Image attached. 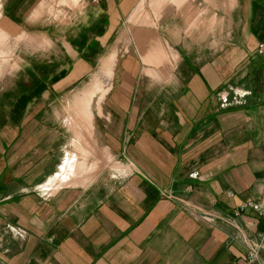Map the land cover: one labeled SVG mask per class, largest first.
<instances>
[{"label":"crops","instance_id":"crops-1","mask_svg":"<svg viewBox=\"0 0 264 264\" xmlns=\"http://www.w3.org/2000/svg\"><path fill=\"white\" fill-rule=\"evenodd\" d=\"M40 1L0 0V18L8 28L30 26ZM105 1V15L86 29L90 38L61 41L66 54L42 63L51 70L46 77L35 76L33 87L11 102L0 98L7 109L0 118V264H242L248 243L264 234V216L250 209L233 214L246 200L264 197V53L258 52L264 5L249 0L262 24L255 19L247 28L241 71L232 72L230 61L194 64L186 55L185 71L174 80L168 72L176 56L154 32L136 33L144 76L165 84L168 102L140 109L144 93L133 94L141 81L131 56L104 114L111 56L80 97L83 104L97 97L96 116L72 112L65 131L47 129L42 122L54 117L43 120L42 108L88 76L93 56L103 53L106 27L117 21L109 13L116 3ZM164 1L154 0L155 11ZM118 4L127 14L130 0ZM142 9L138 4L128 20L149 24ZM153 111L155 121L144 122ZM101 118L109 125L96 122ZM57 176L64 186L50 188ZM163 189L173 197L161 195ZM259 255L256 264H264V242Z\"/></svg>","mask_w":264,"mask_h":264},{"label":"rangeland","instance_id":"rangeland-1","mask_svg":"<svg viewBox=\"0 0 264 264\" xmlns=\"http://www.w3.org/2000/svg\"><path fill=\"white\" fill-rule=\"evenodd\" d=\"M113 1L116 5L109 13L111 19L117 17V21H111L106 27L107 33H105L109 38L102 50V55L92 58L94 70L75 86L63 89L60 94L56 95L57 101L54 104L42 108L40 114L43 120L54 117L53 120L42 122L45 128L65 131L67 128L63 124L64 117L69 120L72 112L92 111V116H96L97 97L93 96L92 104H83L80 97L87 94V89L84 87L91 83L92 78L100 74L103 61L105 58L110 60L111 56L115 59L112 66L114 71L109 83L106 84L109 89L104 95L105 99L101 102V110L104 114L109 109L106 103L108 98L119 94V84L122 83V77L126 76L122 64L126 58L131 56H134L133 66H139L136 76L141 81L135 86L133 94L139 96V92L144 93L140 101V109H158L165 101L168 102L166 90L161 89V86L165 84L160 81L151 83L149 80L155 78L144 76L143 66L145 64L141 63L136 54L138 52L136 51L138 43V38H135L136 33L154 32L160 47L176 56L174 66L168 72V75H173L174 80L175 74L185 71L182 65H184L183 58L186 55L194 64L203 62L205 58L212 59L220 65H226L230 61L232 72L241 71L244 67L241 57L247 52V47L242 45V42L248 33L247 28L254 24L255 19L258 20V16L255 17V13L251 12L257 3L253 2L252 6L249 0H182L180 3L165 0L164 7L158 12L153 8L154 0H130V9L125 14L124 9L118 4L119 0ZM259 1L264 3V0ZM105 2V0H41L40 15L38 18H33L36 20L31 21L30 26L23 24L20 27L8 28L0 18V95H2L0 98L11 102L20 91L31 89L35 76L43 77L41 72L44 68L41 66L43 62L56 61L55 58L60 60L65 56L61 41H67V39H72L74 42L79 41L83 38V34L86 38H90L92 32L86 29L90 27L91 22L105 15L107 10ZM138 4L143 6L142 10L149 16V24L142 23L139 19L128 20ZM261 20L257 21L258 25L262 24ZM115 50L117 56L113 53ZM67 67L68 62H65L62 68L67 69ZM128 80L134 82V77ZM130 88H132V83L125 86L124 92L130 94ZM48 89L47 87V91ZM166 89L169 90V87ZM5 90L10 93L6 95ZM73 102L75 103L72 106L70 103ZM4 110L5 108L1 110L0 103V118L6 115H4ZM148 119L144 122H154L155 115H149ZM96 122H105L109 125L104 118ZM67 149L65 146L61 151L62 161L66 158L64 154ZM113 165L116 164L111 162L109 167ZM57 177L52 186H49L50 188L57 189L64 186L60 182V176Z\"/></svg>","mask_w":264,"mask_h":264},{"label":"built area","instance_id":"built-area-1","mask_svg":"<svg viewBox=\"0 0 264 264\" xmlns=\"http://www.w3.org/2000/svg\"><path fill=\"white\" fill-rule=\"evenodd\" d=\"M258 52L264 53V43H260L258 45ZM225 100V99H224ZM223 101V99H222ZM263 138H264V131H263ZM173 192L167 189L161 190V195L166 197H173ZM227 194L229 196L232 195V191H228ZM246 209L253 210L258 217L264 216V197H260V199H254V200H246V202L241 203L237 208H234V216H240L243 212L246 211ZM20 235H23L22 230L19 228H16L15 230ZM264 234L260 238L259 241H250L245 253V257L242 264H256L257 260L259 259V252L263 247L264 242Z\"/></svg>","mask_w":264,"mask_h":264},{"label":"trees","instance_id":"trees-1","mask_svg":"<svg viewBox=\"0 0 264 264\" xmlns=\"http://www.w3.org/2000/svg\"><path fill=\"white\" fill-rule=\"evenodd\" d=\"M255 2H258V3H261V4L264 5V3H263V2H260L259 0H255ZM98 31L100 32L99 35L102 34V33H103V28L100 27ZM262 66H264V64H263ZM47 71H48L47 69L42 68L41 72H42L43 74H45L44 77H46V74H48L49 72H51V70H49L48 72H47ZM43 74H42V75H43ZM37 80H38V79H37ZM37 80L35 79V82H36Z\"/></svg>","mask_w":264,"mask_h":264}]
</instances>
